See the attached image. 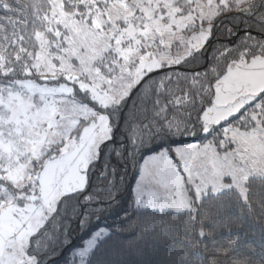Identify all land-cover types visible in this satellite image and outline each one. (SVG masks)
I'll return each mask as SVG.
<instances>
[{"label":"snow or ice","instance_id":"1","mask_svg":"<svg viewBox=\"0 0 264 264\" xmlns=\"http://www.w3.org/2000/svg\"><path fill=\"white\" fill-rule=\"evenodd\" d=\"M249 218L264 0H0V264H264Z\"/></svg>","mask_w":264,"mask_h":264},{"label":"trees","instance_id":"2","mask_svg":"<svg viewBox=\"0 0 264 264\" xmlns=\"http://www.w3.org/2000/svg\"><path fill=\"white\" fill-rule=\"evenodd\" d=\"M26 2V0H24ZM121 128H123V125H121ZM119 136V133H117ZM205 134H201L200 139L203 138ZM211 137H209L210 139ZM184 141H187L189 143L193 141L200 142V139L193 138V137H182L180 138ZM127 181L129 184L134 185V180L131 176V174L127 177ZM129 197L127 194L125 195V199H128ZM136 219L135 217L133 218ZM72 228L74 229L72 231V239L74 242L79 243L80 242V235L78 231H76V225L75 223L72 224ZM135 226L132 228H129L127 232L124 233V239L125 240H135L134 236L132 235V232L134 231ZM239 234L241 236V239L244 241L245 248L251 250V252L256 254V257L259 258L261 254H264V227L261 226L260 222L258 220L254 219H247L244 221L243 227L239 229ZM141 244V246H144V241H135Z\"/></svg>","mask_w":264,"mask_h":264},{"label":"rangeland","instance_id":"3","mask_svg":"<svg viewBox=\"0 0 264 264\" xmlns=\"http://www.w3.org/2000/svg\"><path fill=\"white\" fill-rule=\"evenodd\" d=\"M191 143H199V142H197V141H193V142H191Z\"/></svg>","mask_w":264,"mask_h":264}]
</instances>
